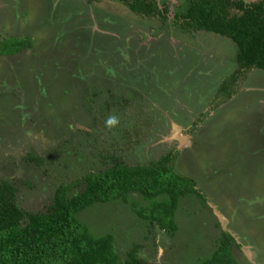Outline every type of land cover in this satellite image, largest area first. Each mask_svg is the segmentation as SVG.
<instances>
[{
  "label": "rangeland",
  "instance_id": "rangeland-1",
  "mask_svg": "<svg viewBox=\"0 0 264 264\" xmlns=\"http://www.w3.org/2000/svg\"><path fill=\"white\" fill-rule=\"evenodd\" d=\"M153 1L141 16L121 0H0V39L31 41L0 56V178L40 210L111 153L146 164L170 152L202 193L179 198L174 234L134 212L148 204L138 193L77 217L113 234L119 260L135 248L147 264H194L227 231L238 264H264V70L242 71L220 103L235 45L183 28L190 0Z\"/></svg>",
  "mask_w": 264,
  "mask_h": 264
},
{
  "label": "trees",
  "instance_id": "trees-1",
  "mask_svg": "<svg viewBox=\"0 0 264 264\" xmlns=\"http://www.w3.org/2000/svg\"><path fill=\"white\" fill-rule=\"evenodd\" d=\"M121 1L137 15L152 16L157 11L153 0ZM180 23L183 28L212 31L235 43L238 69L220 83V103L236 93L234 85L242 71L264 70V0H190ZM30 43L29 38L5 36L0 39V56L13 55ZM173 158L168 152L146 164H129L122 155L111 153L109 166L59 185L50 203L40 210L21 207L14 184L0 178V264H147L135 248L119 260L113 234L93 236L77 214L96 203L129 202L130 193H138L148 204L136 208L137 204L130 202L134 212L174 234L179 198L189 194L201 197L202 193L191 178L175 170ZM80 182L82 190L70 194ZM161 195L166 198L160 200ZM234 243L231 234L223 231L212 253L194 264H238L232 254Z\"/></svg>",
  "mask_w": 264,
  "mask_h": 264
},
{
  "label": "flooded vegetation",
  "instance_id": "flooded-vegetation-1",
  "mask_svg": "<svg viewBox=\"0 0 264 264\" xmlns=\"http://www.w3.org/2000/svg\"><path fill=\"white\" fill-rule=\"evenodd\" d=\"M246 1V0H245ZM253 1H258V0H253ZM248 2V1H247ZM249 2H251V1H249ZM206 32H210V33H215V32H212V31H206ZM215 34H218V33H215ZM220 35V34H219ZM222 36V35H221ZM224 37H226V36H224ZM228 38V37H227ZM230 39V38H229ZM231 40V39H230ZM232 41V40H231ZM229 42V41H228ZM233 42V41H232ZM233 44L235 45V43L233 42ZM232 52H234V49L232 50ZM235 63H236V61H235ZM237 64V63H236ZM262 70V69H261ZM221 82H222V80H221ZM221 82H219V85H220V83Z\"/></svg>",
  "mask_w": 264,
  "mask_h": 264
}]
</instances>
